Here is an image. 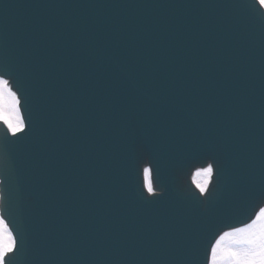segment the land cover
Listing matches in <instances>:
<instances>
[{
	"label": "snow or ice",
	"instance_id": "1",
	"mask_svg": "<svg viewBox=\"0 0 264 264\" xmlns=\"http://www.w3.org/2000/svg\"><path fill=\"white\" fill-rule=\"evenodd\" d=\"M21 7L39 15L0 24V264H264V0H0Z\"/></svg>",
	"mask_w": 264,
	"mask_h": 264
},
{
	"label": "water",
	"instance_id": "2",
	"mask_svg": "<svg viewBox=\"0 0 264 264\" xmlns=\"http://www.w3.org/2000/svg\"><path fill=\"white\" fill-rule=\"evenodd\" d=\"M3 2L14 3L20 6L27 5L29 3L40 2V0H3ZM53 2V0H49ZM258 7V6H257ZM36 15H39L35 10L24 9H7V11L0 10V24L7 21L12 23L13 21H23L26 19H32ZM105 16L111 17L117 22H125L131 20H142L148 24H176L178 22H188V17L180 18L170 10H157L151 11H138V10H121L119 13H113L112 10H105ZM70 18V17H69ZM260 42L257 40L256 44V67L257 73L259 74L260 68ZM257 99L259 100V87L257 88ZM2 127V125H0Z\"/></svg>",
	"mask_w": 264,
	"mask_h": 264
}]
</instances>
